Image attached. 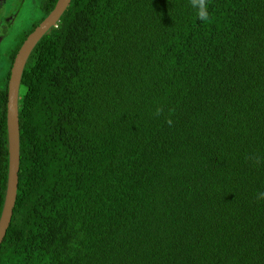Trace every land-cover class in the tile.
I'll return each mask as SVG.
<instances>
[{"label":"trees","instance_id":"1","mask_svg":"<svg viewBox=\"0 0 264 264\" xmlns=\"http://www.w3.org/2000/svg\"><path fill=\"white\" fill-rule=\"evenodd\" d=\"M56 2L0 52V215L10 70ZM207 3L71 0L38 41L0 264H264V0Z\"/></svg>","mask_w":264,"mask_h":264},{"label":"water","instance_id":"2","mask_svg":"<svg viewBox=\"0 0 264 264\" xmlns=\"http://www.w3.org/2000/svg\"><path fill=\"white\" fill-rule=\"evenodd\" d=\"M71 0H57L49 15L27 36L18 50L7 85L6 127L8 139V175L4 202L0 215V245L5 237L11 222L16 200L19 172V121H18V94L20 80L27 59L38 41L52 27H55L60 16ZM1 40V38H0Z\"/></svg>","mask_w":264,"mask_h":264},{"label":"rangeland","instance_id":"3","mask_svg":"<svg viewBox=\"0 0 264 264\" xmlns=\"http://www.w3.org/2000/svg\"><path fill=\"white\" fill-rule=\"evenodd\" d=\"M11 5V8L13 6H16V2H20V5L18 6V16L13 25L8 30V40L5 38L0 45V52L2 53L5 50H8L11 45L14 44L15 37L20 33L21 30L25 29L29 22L31 20H36L40 17V13L36 8V3L38 0H6ZM5 2V1H4ZM6 3V4H8ZM6 4H3L2 7H0V14H7L9 10H5L4 6ZM7 8V7H6ZM3 64L0 58V65Z\"/></svg>","mask_w":264,"mask_h":264},{"label":"clouds","instance_id":"4","mask_svg":"<svg viewBox=\"0 0 264 264\" xmlns=\"http://www.w3.org/2000/svg\"><path fill=\"white\" fill-rule=\"evenodd\" d=\"M190 4L197 9V15L201 20L207 21L209 19L207 0H190ZM161 111V109H157L156 115H160ZM167 123L171 125V119H169ZM260 198H264V192L258 194V199Z\"/></svg>","mask_w":264,"mask_h":264},{"label":"flooded vegetation","instance_id":"5","mask_svg":"<svg viewBox=\"0 0 264 264\" xmlns=\"http://www.w3.org/2000/svg\"><path fill=\"white\" fill-rule=\"evenodd\" d=\"M18 13H19V11L17 13H13L11 16H7L6 17V21L9 22L11 25H13V23L17 19ZM0 38H1L0 41H2V37L1 36H0Z\"/></svg>","mask_w":264,"mask_h":264}]
</instances>
